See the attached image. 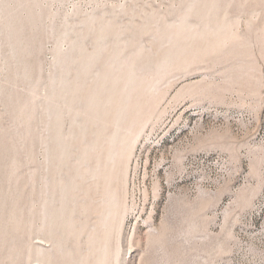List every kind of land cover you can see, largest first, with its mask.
<instances>
[{"label":"rangeland","instance_id":"1","mask_svg":"<svg viewBox=\"0 0 264 264\" xmlns=\"http://www.w3.org/2000/svg\"><path fill=\"white\" fill-rule=\"evenodd\" d=\"M0 264H264V0H0Z\"/></svg>","mask_w":264,"mask_h":264}]
</instances>
